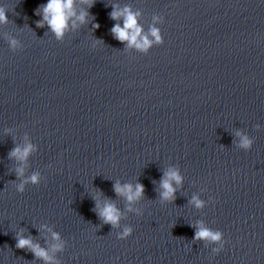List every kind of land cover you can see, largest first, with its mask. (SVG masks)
<instances>
[{
  "label": "water",
  "instance_id": "obj_1",
  "mask_svg": "<svg viewBox=\"0 0 264 264\" xmlns=\"http://www.w3.org/2000/svg\"><path fill=\"white\" fill-rule=\"evenodd\" d=\"M47 2L0 0V264H46L20 236L56 264H264V0H95L62 40L39 26ZM114 6L164 43L119 41ZM26 143L21 163L11 153ZM170 168L183 182L164 200ZM116 183L144 194L130 203ZM201 222L224 250L195 238Z\"/></svg>",
  "mask_w": 264,
  "mask_h": 264
},
{
  "label": "clouds",
  "instance_id": "obj_2",
  "mask_svg": "<svg viewBox=\"0 0 264 264\" xmlns=\"http://www.w3.org/2000/svg\"><path fill=\"white\" fill-rule=\"evenodd\" d=\"M94 4L95 0H48V2L41 8L43 12V21L39 23V26H45L46 22V25L55 34L56 38L62 40L67 32L76 29L80 24L87 23L89 12L83 7V5H87V8H91ZM37 14L39 15L40 13L38 12ZM110 15L113 20H123V26H121L119 22L116 23L112 28V33L119 41L127 42L129 47H135L139 51L148 53L154 43H164V38L161 35L160 30L156 27H152L150 30V36L153 37L154 40H150L148 35H144L143 27L138 22L140 13L133 12L130 7H124L121 9L118 6H114V10ZM6 23H8L7 12L3 8H0V24ZM95 27L99 28V25L97 24ZM13 44L15 45L16 42L13 41ZM240 146L245 149H250L252 141L247 136L240 135ZM34 150L35 148L31 143H26L23 147L15 148L11 155L21 163H25ZM17 171L20 177H24L25 170L23 167L19 168ZM39 181V175L33 174L31 177L24 179L18 186L19 191L23 192L27 183L31 182L36 184L39 183ZM182 182L183 177L177 169H168L161 182V188L163 189L161 192L162 199H174L176 193V187L174 185L179 186ZM115 191L118 195L124 196L131 203L142 198L144 194V186L139 183L134 186L132 184L122 185L116 183ZM192 203L197 208L205 207V202L198 197H194ZM98 208L99 215L106 223H110L114 227L119 225L121 212L114 204L105 203L101 206L98 203ZM131 232L132 230L130 228L125 229L121 238L129 236ZM52 235L54 240L57 241V243L52 246V251L63 250L64 245L60 242V236L54 232ZM195 238L197 240H204L220 245V247L214 249L217 253L224 250L226 243L224 233L221 231H215L205 226L202 222L198 225ZM17 247L21 249H30L37 258L43 259L46 264H56L54 257L50 255L49 251L41 247L38 243H34L32 239H26L20 236L18 238Z\"/></svg>",
  "mask_w": 264,
  "mask_h": 264
}]
</instances>
